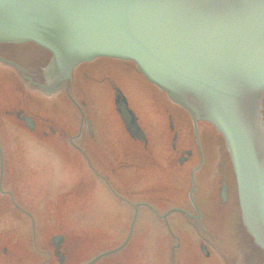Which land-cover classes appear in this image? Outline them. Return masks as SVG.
I'll return each mask as SVG.
<instances>
[{"label":"flooded vegetation","instance_id":"1","mask_svg":"<svg viewBox=\"0 0 264 264\" xmlns=\"http://www.w3.org/2000/svg\"><path fill=\"white\" fill-rule=\"evenodd\" d=\"M49 57L47 50L31 42H0V84L2 87L6 84L13 94L11 105L0 109V122H20L24 126L25 122H31L33 130L36 122H79L77 132L70 135L66 134L65 126L58 129L52 123L43 130L44 137L62 138L71 144L77 152L78 163L84 165L77 168L76 187L53 180L49 190L47 187L49 201L57 203L69 191L81 195L83 187L92 186L94 182L114 200L126 205V212L119 216L121 228L118 231L114 224L106 225L104 219L100 220L103 222L99 223L100 227L106 229L92 231L91 236L100 239L97 242L100 248L90 258L83 257V231L68 237L62 232L33 230L28 255L23 258L12 255L8 240L2 241L0 264H85L110 250L88 264H147L150 239L154 240L150 243L153 251L164 256L157 264H222L225 246L221 239L227 233L245 240V264L259 263L256 246L249 242L247 231L222 230L230 220L225 214L226 206L230 204L237 212L238 206L235 198L230 199L233 183L229 173L233 174L224 140L210 121L191 118L163 90L149 82L132 61L106 56L77 64L69 81L58 90L45 93L35 82L42 81V68ZM117 95L135 117L127 122H137L143 139L132 137L125 129V121L117 110ZM261 99L264 103V90ZM105 107L113 119L110 121L122 124L124 152L130 154L133 143L140 150L139 161L169 173L165 174L162 184L149 185L140 175L136 176L140 181L130 182L131 176L126 173L136 172L133 161L113 158L111 162L109 157L95 152L101 136L94 122H102L97 112ZM4 164L0 152V197L24 217L33 222L41 221L42 217L16 202L14 185L9 184L10 178L7 181L14 168ZM49 174L51 179L54 174ZM165 184L171 191L165 194L157 191ZM222 185L226 187L225 202L220 198ZM78 213L79 222L89 221L87 210L82 208ZM92 216L97 220L98 216ZM241 260L243 264V255Z\"/></svg>","mask_w":264,"mask_h":264},{"label":"water","instance_id":"2","mask_svg":"<svg viewBox=\"0 0 264 264\" xmlns=\"http://www.w3.org/2000/svg\"><path fill=\"white\" fill-rule=\"evenodd\" d=\"M0 41L51 52L46 83L37 82L47 92L79 62L115 57L133 61L192 118L211 121L229 153L241 221L264 252V0H0ZM116 105L141 136L120 95Z\"/></svg>","mask_w":264,"mask_h":264},{"label":"rangeland","instance_id":"3","mask_svg":"<svg viewBox=\"0 0 264 264\" xmlns=\"http://www.w3.org/2000/svg\"><path fill=\"white\" fill-rule=\"evenodd\" d=\"M5 85L2 87L0 84V109L3 106L11 105L10 99L13 96L10 89L6 88ZM107 109V107L98 109L97 118L102 122H94L96 131L101 136L99 148L95 149V152L98 155L109 157L111 162L113 158H129L133 161L132 166L135 167L136 172L131 170L129 171L130 175L126 173L127 176H131L130 182L140 181L136 179V176L140 175L149 185L155 186L156 184L159 186L157 183L162 184L161 182L166 178L165 174L169 173L166 170L163 172V169L155 168L147 162L139 161L137 156L140 150L133 143L130 145L132 147L130 154L124 152L125 137L123 135L125 132L122 130V124L111 122L110 120L113 119L108 115ZM48 123H52V126L58 129L65 126L68 135L76 133L79 125V122H36V128L28 130L20 122H0V151L4 158V166L14 168L13 174L8 175L7 181L10 178L9 184L14 185L16 202L21 208L29 210L35 216L42 217L41 221L33 222L24 217L17 208L8 206L4 198L0 197V248L2 241L8 240L11 254L23 258L28 255V242L33 230L44 233L62 232L68 237H74L77 232L83 231V257L87 259L92 257L100 248L97 243L100 239H94L91 236L92 231L106 229V227H100L99 224L103 223L100 221L103 219L106 225L114 224V229L118 231L121 228L119 216L125 214L126 205H121L122 203L120 204L117 199L114 200L101 185H95L94 182H92V186L85 185L80 192L81 195L76 191H69L68 195L66 194L67 196L61 201L58 200L57 203L49 201L47 187L49 190L53 180L56 183L73 184V187H76L79 182L77 168L84 165L78 163L77 152L71 144L62 138L59 140L49 135L43 136V130L47 128ZM162 127L161 129H163ZM135 159H137V163ZM49 173L54 174L51 179L48 178ZM229 177L234 183V176H230L229 173ZM125 182L124 179L123 183L125 184ZM157 191L165 194L171 189L165 184ZM232 198H234V188L230 199ZM82 208L88 211V222L78 221L77 215ZM226 209H228L225 212L226 217H229L231 221L229 220L227 226L223 225L222 230H235L236 226L239 229L240 219L238 220L236 215L237 211H233L230 204L226 206ZM92 214L95 217L98 216L97 220H94ZM221 240L225 246V257L221 263L241 264L239 258L244 252L243 247L240 246V238L234 235L229 236L227 233L223 234ZM152 241L149 240L147 247V264H157L162 262L164 258L162 254L153 251L150 244ZM208 264L211 263L208 262ZM259 264H264V259H261Z\"/></svg>","mask_w":264,"mask_h":264},{"label":"bare ground","instance_id":"4","mask_svg":"<svg viewBox=\"0 0 264 264\" xmlns=\"http://www.w3.org/2000/svg\"><path fill=\"white\" fill-rule=\"evenodd\" d=\"M0 42H4V41H0ZM35 44V43H34ZM37 45V44H36ZM39 46V45H38ZM39 47H41V48H43V49H45V50H47L49 53H50V57H49V60L47 61V63L45 64V65H47L48 63H49V61L51 60V56H52V54H51V52L48 50V49H46V48H44V47H42V46H39ZM44 65V66H45ZM77 65V64H76ZM135 65V64H134ZM136 66V65H135ZM73 69V68H72ZM67 81H69V79L68 80H66V81H64L63 83H65V82H67ZM38 83H46V78H45V73H44V69L42 68V81L41 82H38ZM38 83H35L36 85H37V87L39 88V89H41L43 92H45V93H52V91H50V92H47L46 90H44V89H42L41 87H40V85L38 84ZM58 89V88H57ZM57 89H55V90H57ZM168 97V96H167ZM169 98V97H168ZM75 149V148H74ZM256 250V254L258 255V259L260 260V259H262V258H264V252H262V251H260V250H258V249H255Z\"/></svg>","mask_w":264,"mask_h":264}]
</instances>
